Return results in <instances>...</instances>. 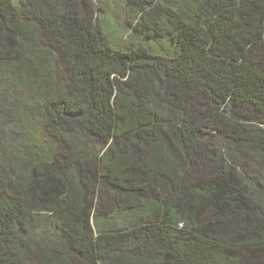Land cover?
Instances as JSON below:
<instances>
[{
  "label": "trees",
  "instance_id": "1",
  "mask_svg": "<svg viewBox=\"0 0 264 264\" xmlns=\"http://www.w3.org/2000/svg\"><path fill=\"white\" fill-rule=\"evenodd\" d=\"M89 2L0 0V264H264V0Z\"/></svg>",
  "mask_w": 264,
  "mask_h": 264
},
{
  "label": "rangeland",
  "instance_id": "2",
  "mask_svg": "<svg viewBox=\"0 0 264 264\" xmlns=\"http://www.w3.org/2000/svg\"><path fill=\"white\" fill-rule=\"evenodd\" d=\"M89 5L92 9V14L94 15L93 18L94 24L96 28L100 30L101 33L103 34V39H104L103 42L107 43V41L110 40L109 39L110 37L107 36V33H109V35L115 39L117 45L129 47L131 44V39H129L130 31H128L127 33L126 27L124 26L125 21H124V13L122 14L121 0H90ZM98 7L102 8L104 13L99 14L98 12L99 15H97L96 12ZM134 42H137V40L134 39ZM33 96H35V94H33ZM8 106L11 107V104H8ZM13 129L14 131L16 130L15 128ZM10 130L11 128H5L4 126H1V122H0V132L2 134L0 135V153L2 151L7 152L9 150L8 148L13 147V143L6 138L8 137L7 135ZM138 161L139 159L135 157L134 163L137 164ZM112 195L113 194L110 193L109 191H105V193L103 194V198H106L110 202H112ZM49 218L50 217L47 215H41L39 218H35L32 221V228H31V233L28 237V242L30 243L29 245L33 250H34V243L40 245L38 247L39 249H43L45 247L41 245L42 240L44 244L49 243L48 245L50 247H51L50 243L53 244V242H57L55 241L57 232L53 228V225L51 224V220ZM44 232H47V235L42 236L41 234ZM37 252L41 253V251L40 252L37 251ZM133 261L136 262L137 264H145L144 259H142L141 257L131 258L130 259L131 264H133ZM26 264H35V263H26Z\"/></svg>",
  "mask_w": 264,
  "mask_h": 264
}]
</instances>
